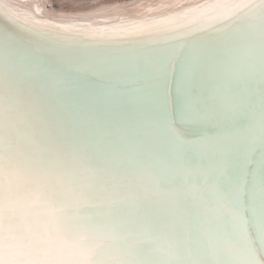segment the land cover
I'll list each match as a JSON object with an SVG mask.
<instances>
[{"label":"snow or ice","instance_id":"6c2138e0","mask_svg":"<svg viewBox=\"0 0 264 264\" xmlns=\"http://www.w3.org/2000/svg\"><path fill=\"white\" fill-rule=\"evenodd\" d=\"M0 264H264V0H0Z\"/></svg>","mask_w":264,"mask_h":264}]
</instances>
